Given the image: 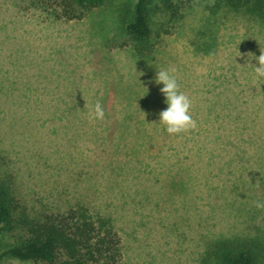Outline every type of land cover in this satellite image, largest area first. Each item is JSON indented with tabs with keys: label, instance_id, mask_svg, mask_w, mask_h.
<instances>
[{
	"label": "rangeland",
	"instance_id": "1",
	"mask_svg": "<svg viewBox=\"0 0 264 264\" xmlns=\"http://www.w3.org/2000/svg\"><path fill=\"white\" fill-rule=\"evenodd\" d=\"M136 1L66 20L43 0H0V181L15 191L13 222L82 205L113 226L117 264H199L216 242L263 240L264 77L239 52L260 55L264 21L250 1L151 0L137 42L124 30ZM162 69H175L196 129L170 135L159 122ZM96 101L104 120L90 118ZM18 231L0 232V252Z\"/></svg>",
	"mask_w": 264,
	"mask_h": 264
},
{
	"label": "trees",
	"instance_id": "2",
	"mask_svg": "<svg viewBox=\"0 0 264 264\" xmlns=\"http://www.w3.org/2000/svg\"><path fill=\"white\" fill-rule=\"evenodd\" d=\"M51 1L53 5L43 0L45 10L57 9L58 17L73 20L105 0ZM233 1H250L249 12L264 21V0ZM150 2L137 0L131 20L124 26L129 38L137 42L149 34L146 9ZM162 2L168 4L170 0ZM17 202L11 186L0 181V232L19 227L15 241L0 252V262L14 259L39 264H117L119 239L108 219L77 205L65 212L36 211L32 216L22 211L17 222H13L19 209ZM199 264H264V239L216 242L209 246Z\"/></svg>",
	"mask_w": 264,
	"mask_h": 264
},
{
	"label": "clouds",
	"instance_id": "3",
	"mask_svg": "<svg viewBox=\"0 0 264 264\" xmlns=\"http://www.w3.org/2000/svg\"><path fill=\"white\" fill-rule=\"evenodd\" d=\"M239 56L256 59L259 66H254L255 75L258 78L264 77V48L260 47L259 56H254L252 52L243 54L239 52ZM174 72L175 69H162L157 71L155 75V83L163 85L159 92L163 94L164 102L167 104V108L158 113L159 122L166 127V131L170 135L194 130L197 127L196 120L192 118L189 112L191 100L179 90L178 81L172 74ZM90 118L104 120L105 112L100 101H96ZM255 206L264 209V202L257 201Z\"/></svg>",
	"mask_w": 264,
	"mask_h": 264
}]
</instances>
